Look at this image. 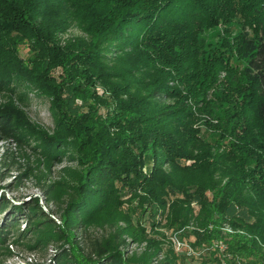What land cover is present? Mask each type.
Segmentation results:
<instances>
[{
	"label": "trees",
	"instance_id": "16d2710c",
	"mask_svg": "<svg viewBox=\"0 0 264 264\" xmlns=\"http://www.w3.org/2000/svg\"><path fill=\"white\" fill-rule=\"evenodd\" d=\"M69 25L85 36L61 43ZM18 86L48 90L62 120L38 139L46 156L64 137L85 162L72 228L100 207L87 185L119 184L189 247L210 246L214 264H264V0H0V92ZM8 109L0 139L22 142ZM21 218L18 236L58 230L35 202L1 198L0 245ZM118 231L87 238L78 258L59 248L51 264H132Z\"/></svg>",
	"mask_w": 264,
	"mask_h": 264
},
{
	"label": "rangeland",
	"instance_id": "374dc122",
	"mask_svg": "<svg viewBox=\"0 0 264 264\" xmlns=\"http://www.w3.org/2000/svg\"><path fill=\"white\" fill-rule=\"evenodd\" d=\"M84 36L83 31L75 25H69L64 32L56 35L61 43L66 39ZM20 51L23 54L26 48L21 46ZM58 70L56 67L52 72L56 73ZM35 87L18 86L15 92H0V109L10 108L8 110L14 115L23 137L22 142L0 139V199L20 204L22 211L26 204L35 202L58 230L52 232L45 226L42 230L33 233L27 230L22 236H18V232L24 227V220L21 218L18 228L9 235L8 241L0 245V264H51L52 256L59 248L68 250L78 258L85 255L87 238L109 237L107 235L115 233L117 228L118 239L123 244L117 246L116 251L121 258L132 264L215 263L204 256L206 253L201 254L210 249V246L189 247L185 238L178 234L180 230L165 228V220L160 215H150L148 206L138 202L129 190L120 189L119 184H116L117 189L111 187V191L110 188L93 186L92 183L87 185V193L93 196L92 199L102 195L100 207L96 213H93L95 210L85 212L82 224L72 228L73 217L67 215L66 206L77 197L76 192L81 191L85 162L75 161L78 154L71 147L68 148L67 143L71 140L64 137L62 140L66 144L58 149V156H46L48 150H42L38 139L54 137L57 134L55 131L59 130L55 123L62 120L53 112L54 108L53 111L50 110L51 93ZM90 90L99 95L103 91L97 84ZM66 91L63 89L62 92ZM81 106L82 102L75 99L73 103L69 100L65 108L70 111ZM151 165L149 155L144 156L141 173L147 175ZM83 230L86 236L80 237L79 233ZM36 239H41L40 243H36ZM74 241H78L79 247ZM210 245L218 246V249L223 247L220 243Z\"/></svg>",
	"mask_w": 264,
	"mask_h": 264
},
{
	"label": "built area",
	"instance_id": "2783aa9c",
	"mask_svg": "<svg viewBox=\"0 0 264 264\" xmlns=\"http://www.w3.org/2000/svg\"><path fill=\"white\" fill-rule=\"evenodd\" d=\"M225 229L227 230V231H229V229H228V227L227 226H225ZM220 248V247H219Z\"/></svg>",
	"mask_w": 264,
	"mask_h": 264
}]
</instances>
